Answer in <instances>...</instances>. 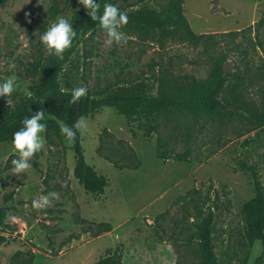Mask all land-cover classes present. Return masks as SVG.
<instances>
[{
	"label": "rangeland",
	"instance_id": "rangeland-1",
	"mask_svg": "<svg viewBox=\"0 0 264 264\" xmlns=\"http://www.w3.org/2000/svg\"><path fill=\"white\" fill-rule=\"evenodd\" d=\"M176 1L118 0L116 6L121 11H163ZM77 10L78 0L0 4V82L10 76L17 82L8 101L0 97V108L32 95L39 75L31 69L47 52L40 35L57 17L70 21ZM182 13L195 34H217L213 42H191L182 28L160 41L123 33L124 40L109 45L106 33L97 30L78 45L62 85L83 86L91 94L141 86L157 96L207 80L214 62L224 57L225 76L237 84V95L230 84L220 96L231 102L225 115L175 112L160 118L158 132L150 139L140 121L130 124L113 108L83 118L85 158L108 179L102 196L86 193L74 177L73 143L62 133L60 138L52 135L50 143L45 128L44 144L32 158V167L18 175L10 171L11 160L18 156L12 142L0 144V208L8 209L0 227L7 239L0 246V264H94L108 249L116 250L123 264H197V209L216 215L214 246L220 261L241 263V209L254 197L251 177L242 165L258 168L264 183V127L248 119L249 112L263 104L264 0H186ZM230 32L240 33L222 35ZM235 97L238 102L232 103ZM52 119L47 116L42 123ZM58 123L61 129L64 125ZM104 129L134 150L139 169L119 170L98 156ZM158 139L164 151L188 152V161L158 159ZM109 145L116 156L124 154L115 141ZM50 192L57 194L49 198L50 204L33 206V200ZM100 224H108L110 232L99 234ZM261 252L256 242L248 264H254Z\"/></svg>",
	"mask_w": 264,
	"mask_h": 264
},
{
	"label": "trees",
	"instance_id": "trees-1",
	"mask_svg": "<svg viewBox=\"0 0 264 264\" xmlns=\"http://www.w3.org/2000/svg\"><path fill=\"white\" fill-rule=\"evenodd\" d=\"M7 0H0L3 5ZM118 0H97L99 11H103L105 3L116 5ZM186 0H177L163 11L139 8L124 11L127 14V24L121 29L126 35L136 36L141 40L160 41L172 38L182 28L186 31L187 38L196 44L201 42H213L217 34H195L189 26L188 20L182 13ZM76 36L72 45L65 50L63 58H58L46 52L34 63L31 71L38 73L39 78L34 84L32 95L20 98L12 106L0 108V144L12 142L13 133L22 127V120L30 117L37 111H43L45 118L52 117L45 123L46 136L50 143L54 137H61V129L58 122L71 127L81 118H87L103 108H113L128 123L140 121V129L146 138L150 139L158 132L159 120L163 116L178 112L179 114H190L195 117H212L225 115L231 102L220 99L225 88L231 84V92L236 93L237 84L229 82L225 76L224 64L226 58L219 57L214 62L211 74L205 81L188 84L173 92L161 93L157 96L148 95L141 86L131 88L119 87L116 90H103L100 94L86 93L77 101H72L71 91L74 87L62 85V75L68 65L72 64L73 56L76 54L78 45L88 35L101 30L98 21H92L83 5L79 4L77 10L70 19ZM249 29L252 30L251 27ZM240 32H230L222 35H237ZM236 76H233V78ZM238 102L233 98L232 103ZM44 118V119H45ZM44 119L41 121L43 122ZM248 119L257 127H264V96L261 109L249 112ZM75 136L70 141L73 143L72 150L75 157L74 177L88 194L102 196L108 186V179L99 175L96 169L90 166L85 158L82 146L80 129H74ZM131 134L136 133L131 128ZM67 139V138H66ZM69 141V140H68ZM113 141L119 145L124 154L116 156L110 145ZM97 154L102 159L110 162L119 170H136L141 167L134 150L123 140L116 139L107 129L99 136ZM157 158L160 160H174L186 162L189 153L172 154L162 149V141H157ZM244 172L251 177L254 189V197L247 201L241 209L244 220L243 240L241 246L244 256L240 258L241 263L248 264L251 251L256 242L262 246L261 254L256 258L254 264H264V183L261 174L255 166L242 165ZM8 202L9 198L5 197ZM8 213L6 207L0 208V227ZM216 215L210 211L204 214L200 209L196 210L194 227L198 244L197 264H224L220 261L214 246V226ZM99 234L110 232L108 224H100ZM7 244L5 236L0 234V246ZM16 257V256H15ZM13 264V263H12ZM27 264H31L29 261ZM94 264H123L122 256L112 249H108L105 256ZM237 264V263H228Z\"/></svg>",
	"mask_w": 264,
	"mask_h": 264
},
{
	"label": "clouds",
	"instance_id": "clouds-1",
	"mask_svg": "<svg viewBox=\"0 0 264 264\" xmlns=\"http://www.w3.org/2000/svg\"><path fill=\"white\" fill-rule=\"evenodd\" d=\"M79 4L87 10L92 21H98L101 29L106 33L107 44L111 45L114 41L121 42L125 39L121 29L127 24V14L121 11L116 5L105 3L103 11H99V2L97 0H78ZM76 36V31L72 23L64 17H57L56 21L40 35V42L46 48L48 53L58 58H63V54L68 49ZM16 78L10 76L3 82H0V97H11L16 89ZM87 89L83 86L75 87L71 91L72 101L75 102L86 94ZM45 118L43 111H37L30 117L22 120V127L13 133L12 145L18 153L16 158L11 160V173L18 175L26 173V170L32 167L31 160L38 153L44 144L43 131L45 124L41 121ZM87 127L83 118L78 120L71 127L64 125L61 127V133L65 135L67 140L71 141L75 136L74 129H85ZM55 192H50L39 200H33L34 207H44L51 203L50 197H56Z\"/></svg>",
	"mask_w": 264,
	"mask_h": 264
}]
</instances>
